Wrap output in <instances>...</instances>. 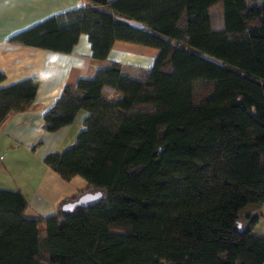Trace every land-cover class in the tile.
I'll use <instances>...</instances> for the list:
<instances>
[{"label":"trees","instance_id":"16d2710c","mask_svg":"<svg viewBox=\"0 0 264 264\" xmlns=\"http://www.w3.org/2000/svg\"><path fill=\"white\" fill-rule=\"evenodd\" d=\"M87 2L9 42L71 53L86 34L98 61L116 41L159 53L149 70L111 62L64 88L45 130L88 115L76 141L44 163L88 189L39 219L25 216L21 191L0 189V264H264V235L255 233L264 209V11L243 12L244 0ZM39 82L0 87V124L31 108ZM106 86L121 98H105ZM86 193L102 196L63 212ZM253 206L258 213L243 217Z\"/></svg>","mask_w":264,"mask_h":264},{"label":"crops","instance_id":"0c3cea01","mask_svg":"<svg viewBox=\"0 0 264 264\" xmlns=\"http://www.w3.org/2000/svg\"><path fill=\"white\" fill-rule=\"evenodd\" d=\"M87 4V0H0V72L6 76L0 87L33 76L40 79L31 108L10 113L0 124V189L21 191L28 203L25 216L30 219L55 215L63 201L88 189L83 178L65 181L44 163L48 154L61 153L76 141L88 115L81 111L71 125L54 133L45 130L44 116L60 99L64 88L77 84L81 78H93L111 62L149 70L159 53L155 48L116 41L107 60L98 61L93 58L86 34L79 36L71 53L9 42L12 36L52 16ZM102 93L111 101L122 96L108 86Z\"/></svg>","mask_w":264,"mask_h":264},{"label":"rangeland","instance_id":"374dc122","mask_svg":"<svg viewBox=\"0 0 264 264\" xmlns=\"http://www.w3.org/2000/svg\"><path fill=\"white\" fill-rule=\"evenodd\" d=\"M258 11H264V0H244L243 12L250 15ZM256 208L257 207L254 206L249 207L243 212L242 216L244 217L245 214H249V213H254V214L258 213L259 209ZM262 213H263V217L259 222V224L257 225L255 233L264 235V209L262 210Z\"/></svg>","mask_w":264,"mask_h":264},{"label":"water","instance_id":"95a60500","mask_svg":"<svg viewBox=\"0 0 264 264\" xmlns=\"http://www.w3.org/2000/svg\"><path fill=\"white\" fill-rule=\"evenodd\" d=\"M102 194L101 193H86L79 197L76 201L74 202H68L62 206L63 212H72L78 207H90L94 204H96Z\"/></svg>","mask_w":264,"mask_h":264}]
</instances>
